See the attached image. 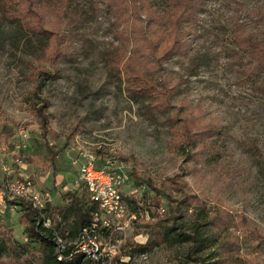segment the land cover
Masks as SVG:
<instances>
[{
  "label": "rangeland",
  "instance_id": "rangeland-1",
  "mask_svg": "<svg viewBox=\"0 0 264 264\" xmlns=\"http://www.w3.org/2000/svg\"><path fill=\"white\" fill-rule=\"evenodd\" d=\"M39 1L52 6V28L43 35L21 30L8 18L7 0H0V186L21 183L24 195L40 203L49 194L53 207L70 206L66 194L88 201L72 162L91 154L98 167L129 177L123 191L137 201L131 226L110 239L100 232L96 257L82 264H195L187 257L190 242L164 236V227L152 236L146 227L174 215L172 201L184 193L173 181L195 197L178 223L206 240L196 257L207 264H264V61L255 63L234 44L261 31L253 15L264 0H209L190 31L187 53L158 71L145 61L136 65L155 91L171 89L164 114L135 91V71L122 68L131 49L145 42L148 18L162 13L160 3L123 23L108 0ZM56 35L66 50L57 75L44 53ZM178 116L215 131L216 139L188 162L173 133ZM48 148L56 152L53 164ZM138 179L162 195L137 187ZM95 223L101 229V221ZM26 225L7 203L0 206V234L14 248L27 243ZM70 228L71 220L61 224V246L76 240ZM0 264L37 263L30 254H13L0 256Z\"/></svg>",
  "mask_w": 264,
  "mask_h": 264
},
{
  "label": "trees",
  "instance_id": "trees-1",
  "mask_svg": "<svg viewBox=\"0 0 264 264\" xmlns=\"http://www.w3.org/2000/svg\"><path fill=\"white\" fill-rule=\"evenodd\" d=\"M111 4L119 7V16L123 23L134 21L139 17L143 8L151 9L153 4L160 3L163 6L162 13L152 15L148 18L145 25V42L140 46H135L130 51V56L123 64L124 70H131L139 78L135 91L141 95L147 96L153 100L152 109L164 114L171 109L169 98L171 89L161 86L159 90H154L150 81H148L138 70L136 65L144 63L150 65L153 71L163 68V64L173 56L180 53H187L190 49V31L197 25L200 16L205 12L209 0H108ZM148 2V3H146ZM152 2V3H151ZM6 11L8 18L16 22L21 30L33 35H43L49 33L52 23L49 13L52 8L47 2L39 0H7ZM253 17L257 23H260L261 31L258 33L245 34L238 36L234 44L246 53L255 63L264 61V9H255ZM154 13V12H153ZM155 14V13H154ZM195 29V28H194ZM241 34V33H240ZM65 43L61 35H56L54 42L48 43L44 47V53L49 58L50 64L57 75L58 65L66 54L64 50ZM66 48V47H65ZM143 66V65H142ZM40 74V71L38 72ZM42 73V72H41ZM151 86V87H150ZM176 127L173 131L178 139L179 145L184 152L185 160L190 161L196 154H200L206 148V142L215 138L214 129L200 128L197 121L188 118H174ZM50 160L54 161L56 152L48 148ZM30 167L33 166L30 160H26ZM136 182L137 187L148 185L149 190L157 196L162 195L158 189L150 182ZM179 184L183 191V196L176 202L174 215L169 218H161L146 225L149 227L153 236L161 227L165 228L164 236H169L177 242H190L191 247L188 251V259L195 264H207L201 258L196 257L202 250L206 240L197 233L187 234L183 229L182 223H178L183 216V211L187 210L195 200L182 182H172ZM4 184H1V186ZM186 189V191L184 190ZM136 194L123 195L127 205V210L135 214ZM62 198L70 200L68 207H53L46 203L43 209L38 210L32 207L30 201L24 199L10 200L5 198L13 211L19 214V218L25 219L27 225L24 227L27 243L18 244L13 247L10 239H5L0 234V256H15L30 254L37 264H82L85 260L90 261L86 255L77 251L73 245H65L60 248L56 237H63L60 233L61 224L71 220V228L68 236L77 239L83 229H88L92 223L93 214L97 212V206L94 203L85 201L76 194H66ZM146 205V203H145ZM158 206V204H156ZM147 206V205H146ZM146 212L150 213V207H146ZM56 217L59 221H54L49 227L45 226L47 220ZM172 221L171 225L168 223ZM178 233H174V232ZM104 236H109L110 231L100 230ZM11 233V229H10ZM98 233V234H99ZM111 236V235H110ZM34 247H31V244ZM138 251L144 250V247L138 246ZM17 253V254H16ZM195 256V257H194ZM92 262V261H90Z\"/></svg>",
  "mask_w": 264,
  "mask_h": 264
},
{
  "label": "built area",
  "instance_id": "built-area-1",
  "mask_svg": "<svg viewBox=\"0 0 264 264\" xmlns=\"http://www.w3.org/2000/svg\"><path fill=\"white\" fill-rule=\"evenodd\" d=\"M77 165L78 181L86 188L88 201L97 206V212L93 214V219L88 229H83L78 238L73 242V247L86 255V257H96L99 251L100 243L97 241L98 231L108 230L110 235L115 231H123L135 220V214L127 215V205L123 198L126 195L123 191L125 185L129 182V177L122 171L109 167H98L96 160L91 154H83L82 161L75 159L72 162ZM25 185L16 183L11 186L8 183L0 186V206L5 203V198L24 199L32 203V207L38 210L44 208L49 202L50 196L46 194L44 202L40 203L36 197H27L24 195ZM159 211L164 213V209ZM101 221V229L95 222ZM46 226V224H44ZM110 235L108 239H110ZM57 243L62 248L60 240L56 237Z\"/></svg>",
  "mask_w": 264,
  "mask_h": 264
}]
</instances>
